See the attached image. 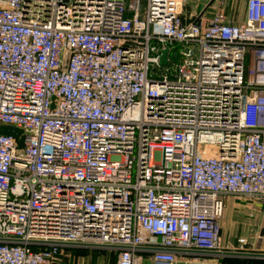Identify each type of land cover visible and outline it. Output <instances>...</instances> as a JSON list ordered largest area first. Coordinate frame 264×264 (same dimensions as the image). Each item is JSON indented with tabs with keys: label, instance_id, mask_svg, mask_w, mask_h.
<instances>
[{
	"label": "built area",
	"instance_id": "built-area-1",
	"mask_svg": "<svg viewBox=\"0 0 264 264\" xmlns=\"http://www.w3.org/2000/svg\"><path fill=\"white\" fill-rule=\"evenodd\" d=\"M190 1L0 0V127L24 139L0 133V264H208L230 197L264 215V0L239 25Z\"/></svg>",
	"mask_w": 264,
	"mask_h": 264
},
{
	"label": "crops",
	"instance_id": "crops-1",
	"mask_svg": "<svg viewBox=\"0 0 264 264\" xmlns=\"http://www.w3.org/2000/svg\"><path fill=\"white\" fill-rule=\"evenodd\" d=\"M245 10L246 0H191L184 11V17L187 21L199 19L206 23L215 14L223 12L228 22L239 25L245 21ZM235 210L243 211V214L253 217L246 228L234 225ZM220 225L224 251L203 256L195 255L192 257L193 260L208 264H264V215L260 211L258 202L237 203L231 202L229 198ZM234 228L242 232L236 236V239H230L227 232ZM240 239H246L248 245L242 248L239 245ZM105 252L94 251L83 256L77 255L73 259V264H116L118 253ZM139 256L142 257L141 264H152L148 253H141Z\"/></svg>",
	"mask_w": 264,
	"mask_h": 264
},
{
	"label": "rangeland",
	"instance_id": "rangeland-1",
	"mask_svg": "<svg viewBox=\"0 0 264 264\" xmlns=\"http://www.w3.org/2000/svg\"><path fill=\"white\" fill-rule=\"evenodd\" d=\"M178 45L174 46V47H170L171 50V58L173 57L174 61L180 62V57L175 58L174 57V50L176 49L178 52L180 51V47H177ZM231 198V202H255L254 200L251 199H246V198H237V197H230ZM243 211L240 210H235L234 214L235 217L233 218V222L234 225L239 226V227H247V225L250 223V221L252 220V216H248L247 214H243ZM242 231H240L238 228H234L231 231L227 232V236L230 239H236V236L238 234H240ZM94 251H102L105 253H109V254H113V250L111 248H85V247H64L62 249V253L61 256L59 258V261L57 264H73V259L75 258V256L79 255V256H83L87 253H91ZM89 256V254H88ZM111 256V255H110ZM107 256V257H110Z\"/></svg>",
	"mask_w": 264,
	"mask_h": 264
},
{
	"label": "water",
	"instance_id": "water-1",
	"mask_svg": "<svg viewBox=\"0 0 264 264\" xmlns=\"http://www.w3.org/2000/svg\"><path fill=\"white\" fill-rule=\"evenodd\" d=\"M169 50L168 49H164L161 51V56L159 59V63L161 66H166L168 64V56ZM71 54L70 53H65L64 56V60H63V70H67L68 69V65H69V60H70ZM0 133L3 135H9L12 136L16 139H19V147L23 148L24 147V139L22 137V131L15 128V127H8V126H3L0 127Z\"/></svg>",
	"mask_w": 264,
	"mask_h": 264
}]
</instances>
